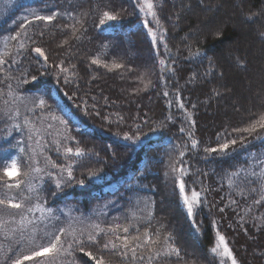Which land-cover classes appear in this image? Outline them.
Returning a JSON list of instances; mask_svg holds the SVG:
<instances>
[{"label": "trees", "instance_id": "16d2710c", "mask_svg": "<svg viewBox=\"0 0 264 264\" xmlns=\"http://www.w3.org/2000/svg\"><path fill=\"white\" fill-rule=\"evenodd\" d=\"M73 2L80 6L81 12L89 15L85 20V39L79 43L71 41L73 47L69 49L67 45L58 47L64 36L53 25L35 21L31 14L47 15L53 9L67 8L66 0H0V53L5 51L6 38L21 31L18 25L23 17H27L24 23L30 35L38 29L46 33L38 46L43 47L50 64L53 59L58 61L71 52L70 58L65 59V66L69 63L76 65L67 85L62 79L57 83L55 69L44 72L43 68H39L38 71L43 73L39 79L21 86L28 90L24 102H10L5 107V100L0 99V176L4 168L19 155L15 148L17 141L26 139L25 134L15 130L12 125L21 122L27 114L32 123L26 127L34 137L27 141L28 150L35 148L36 158L43 161L40 155L43 149L35 142L40 140L48 149L44 154L57 160V154L51 150L55 136L62 141L57 162L71 164L74 176L85 179V185L73 182L56 197L45 193L48 205L62 208L63 215L71 219L75 227L90 222L100 223L102 227L117 223L124 226L135 224L143 232L144 225L150 223L151 231L160 232L154 248L163 255L171 243L181 249L184 257L183 261H177L175 257L161 259L157 264H184L185 261L187 264H193V261L195 264H220L221 259L225 260V264H231L230 260L211 252V248L218 243L219 231L226 237L241 264H264V231L257 230L259 221L257 227H253V217L264 216V207L253 208L251 213H247L245 209L252 204V198L249 197L245 203L237 194L254 170L258 175L264 172V165L259 163L264 159V139H250L247 147L237 146L235 154L227 157L203 152L205 147H216L222 143L226 132L231 133L232 127H243L250 116L264 113V37H260L257 31L264 18L256 19L255 23H244L245 13L249 10L258 12L264 7V0H202L192 9L184 7L185 0H167L166 3L164 0H154L158 8L164 3L161 17H170L166 21L162 19L163 27L168 29L165 40L170 51L165 52L161 48L160 56L156 55V46L151 44L150 37L141 26L143 17L133 13L135 0H111L114 7H122L127 12L119 21L110 22L109 26L98 24L93 12L94 0ZM209 7L211 11L207 10ZM175 15L181 16V19L177 21ZM216 28L221 29L222 36L210 34ZM185 36L188 37L187 41L184 40ZM227 44L232 47L228 48ZM189 46L192 51H189ZM197 48L202 53L199 57L195 56ZM8 50H13L11 44ZM204 55L212 59V68H209ZM34 56L35 53H32L29 60L24 61L25 67L38 68L32 58ZM169 57H174L176 61L175 65H168L169 68H176L174 77L158 64L159 59L168 60ZM92 58L100 59L102 64L107 63L109 67L91 65ZM113 63H122L125 67L115 69L112 68ZM146 66L148 76L141 82L140 77ZM206 71L212 74L204 77ZM161 72L169 77V97L161 95L165 90L159 79ZM193 73L197 79L189 84L187 81ZM220 73H223L222 77ZM246 75L253 85L250 91L241 83ZM148 80L152 81V86L145 91L144 84ZM9 82L15 88V80ZM220 84L226 87H219ZM138 88L141 89L139 93L136 92ZM214 89L221 95H214ZM4 91L7 92V89ZM65 92L67 97L64 96ZM41 94L51 106V113L47 110L41 113L36 107ZM7 100L12 101V97H7ZM33 100L36 104H33ZM82 100L87 102V114L83 111L85 105L81 103ZM170 100L173 102L171 107L168 105ZM181 101L191 113L190 118L188 112L178 108ZM192 104L196 105L195 109L191 108ZM17 107L21 112L19 121L8 116V113H12L14 117L13 110ZM30 108L36 110V115H43L44 119L36 120V116L28 111ZM97 111L100 112L99 116L96 115ZM65 112L72 114L71 130L68 132L50 119L51 114L63 116ZM117 114L124 117L123 122L117 123ZM166 116L172 118L167 129H156L155 125L150 128L143 124L146 119L159 123ZM73 117L77 118V122ZM189 119L196 122L190 129ZM47 123H52L53 128L45 132ZM138 124L142 131L137 132ZM182 126L194 134L197 147L191 148V140L179 132ZM48 132L53 135H48ZM57 132L61 135L57 136ZM117 132L120 133L119 137ZM125 133L140 135L141 142L129 148L131 142L123 139ZM65 135L69 139L65 140ZM71 137H75V140ZM76 141H80L79 145ZM184 144L188 147L183 148ZM77 146L84 148L88 155L80 158L64 156L65 147L75 149ZM181 150L185 151L182 158L185 193L191 198V190H196L202 199L206 197L203 207L194 217L195 225L193 218L187 215L178 182L174 183V179L178 181L179 173H173L169 167L181 159ZM113 152L117 157L115 162L110 158ZM99 168L103 169L99 177L87 178L89 171ZM241 168L244 171H240ZM2 183L0 181V185ZM48 184L51 181H47L45 186ZM5 191L0 187V194ZM230 193L233 194L231 198L239 201V206L234 210L226 207L224 213L219 212L220 207L229 203ZM7 194L14 196L15 192ZM241 218L244 223L238 227ZM243 228L248 229L247 234ZM169 235L171 241L167 239ZM93 251L97 254L95 249ZM38 259L40 264H46V258ZM111 259L112 264H121L119 258ZM78 260L79 264H92L82 253L78 254Z\"/></svg>", "mask_w": 264, "mask_h": 264}, {"label": "snow or ice", "instance_id": "6c2138e0", "mask_svg": "<svg viewBox=\"0 0 264 264\" xmlns=\"http://www.w3.org/2000/svg\"><path fill=\"white\" fill-rule=\"evenodd\" d=\"M66 2L69 7L53 9L47 15H40L35 12L31 14L35 21L42 22L45 25H53V28L64 36L58 47L63 48L67 45L71 49L73 47L70 43L71 41L79 43L85 39L87 33L85 20L89 13L81 12L80 6L74 3L73 0H66ZM166 2L167 0H164V3ZM201 2L202 0H185L184 7L192 9L194 4ZM164 3H161L158 8L154 0H135V3L132 5L133 13L143 17L141 26L146 30L148 37H150L151 44L156 46L155 53L157 56H160L161 48L165 52L170 51L165 40V37L168 35V29L164 28L162 23V19L166 21L170 17L164 16L162 18L160 15V12L164 9ZM207 10L211 11L212 9L209 7ZM93 12L96 14L99 25L109 26L110 22L119 21L122 15L126 14L127 10L122 7L119 9L114 7L111 0H107V2L106 0H94ZM245 16L244 23H248L249 21L255 23L256 19L264 18V7H261L258 12L249 10L248 13H245ZM175 19L178 21L181 19V16L175 15ZM25 20H27V17H23L18 25L21 31H16L15 35L6 38L5 51L0 53V77H3L0 80V99L5 100V107L10 102H24L26 100L25 93L28 90L22 89L21 86L37 81L39 76L43 74L38 71L39 68H43L44 72H48L49 69H55L57 83L62 79L65 85L70 83L71 73L76 70L74 63H69L68 66H65V59L70 58L71 52L65 58L58 61L53 59L50 64L49 56L45 55L43 47L38 46L44 40L45 31L38 29L30 35L27 25L24 23ZM68 21H71V23ZM28 23L31 24L32 21H28ZM257 31L260 37H264V23L260 24ZM210 34L219 37L222 36V31L220 28H216ZM184 40L187 41L188 37L185 36ZM13 41L15 42L14 44L11 43ZM10 44L13 49L12 51L8 50ZM189 51H192L191 46H189ZM32 53H35V56L32 58L38 66L36 70L24 66V61L29 60ZM201 54V50L197 48L195 56L199 57ZM203 58L208 60L209 68H212V59L206 55ZM175 63L174 57H169L168 60L162 58L158 60V64L166 69L167 72H170L172 77L175 76L176 68L174 66L169 68L168 65H175ZM91 65H102L104 68L109 67L107 63L102 64V61L98 58H92ZM124 67L125 65L122 63L112 64V68L115 69ZM148 71L149 69L146 66L143 76L140 77L141 82H143L144 77L148 76ZM14 72H18L19 75H12ZM211 74L210 71H206L203 76L207 77ZM220 76L222 77L223 73H220ZM159 79L162 80L165 88L161 95L169 97L170 93L167 90L169 77L166 76L165 72H161ZM196 79L197 75L193 73L187 83L190 84ZM12 80L16 82L15 88L9 82ZM150 86H152V81L148 80L144 84L143 90H148ZM219 87L226 86L220 84ZM5 88L7 92L4 91ZM77 89H79L78 84ZM140 91L141 89H136L137 93ZM213 92L216 96L221 95L215 89ZM64 96L67 97L68 94L65 92ZM7 97H12V101L7 100ZM92 99L95 100L94 97ZM105 102L108 103L107 98H105ZM81 103L85 105L83 111L87 114V102L82 100ZM172 103L171 100L168 102L169 107L172 106ZM33 104H36L35 100H33ZM36 107L41 113L45 110L49 113L52 112L51 106L47 104V100L43 98V94H41ZM92 107L95 109V104ZM57 108L61 112H64L59 105H57ZM178 108L184 112H188L182 101L178 104ZM191 108L195 109L196 105L192 104ZM13 111L14 117L12 113H8L9 118L19 121L21 118L19 107ZM28 111L36 116V120L42 121L44 119L43 115H36L35 109L30 108ZM96 115L99 116L100 112L97 111ZM117 115L119 117L117 123L123 122L124 117L119 116V114ZM188 116L189 118L191 117L190 112H188ZM50 119L62 125L64 132L71 130L69 127L72 119L71 113L65 112L63 116L51 114ZM171 119V117L166 116L159 123L146 119L143 121V124L150 128L155 125L156 129L163 130L167 129L168 122ZM31 123V117L27 114H25L21 122L13 123L12 127L17 131L23 132L26 139L17 141L15 148L19 155L16 159L12 160L9 166L4 168L3 175L0 176V181L3 182L0 187L6 190L3 194H0V264H28V262L40 264L38 258H46V264H79L78 254L81 253L89 258L92 264H112V257L119 258L121 264H157L161 259L167 260L172 257H175L177 261L184 260L181 249L173 246L171 243L168 244V250L163 255H161L159 250L154 248L159 240L160 232L159 230L151 231L150 223L144 225L145 230L143 232L135 224L124 226L117 223L115 226L108 225L102 227L100 223L90 222L87 225L81 224L75 227L73 221L63 215L62 208L49 206L45 193L56 197L65 187L70 186L73 182L81 186L85 185V179H77L74 176L71 164L57 162L61 155L62 141L56 139L55 136L51 142V150L57 154V160H53L50 155L44 154L48 149L40 143V140H36L35 142L43 149L40 152V155L43 156V161L36 158L35 148L31 151L28 150L27 141L34 139L26 127ZM109 123H112V121L109 120ZM195 123V120L189 119L188 129L194 127ZM51 128H53V124L47 123L44 131L46 132L47 129ZM136 128L137 132L142 131L141 125H136ZM188 129L182 126L179 128V132L186 135L191 140V148H195L198 141L193 138L194 134ZM48 135H53V133L48 132ZM56 135H61V133L57 132ZM116 135L119 137L120 133L117 132ZM64 139L67 140L69 137L65 135ZM71 139L75 140V137H71ZM123 139L131 142L128 145L129 148L136 147L141 142V136L136 133L131 135L125 133ZM250 139H264V113L250 116L244 122L243 127H232L231 133L226 132L222 143H218L216 147H205L203 152L205 154L217 153L222 157H227L230 154H235L238 150L237 146L239 148L247 147ZM41 140H43V135H41ZM79 143L80 141H76L77 145ZM177 147L180 148L181 146L177 145ZM182 147L187 148L188 145L184 144ZM86 155H88L86 150L79 146L75 149L72 147L64 148V156L66 158H80ZM179 156L181 159L171 163L169 167L173 173H179V179L178 181L174 179V183L178 182L180 193L183 194L184 205L187 208V215L193 218L192 223L195 225L194 217L198 209L203 207V200L206 197L202 199L200 192L196 190H191V198L185 193V168L182 160L185 156V151L181 150ZM110 158L115 162L117 159L116 153L113 152ZM41 163H43L42 167L40 166ZM259 163L264 165V159H261ZM21 166H23V170H21ZM240 171H244V169L241 168ZM101 172H103L102 168L89 171L87 178L99 177ZM233 174L236 175L238 173ZM4 178L7 179L5 180ZM47 181H51V184H48L46 187ZM52 184H54V188ZM12 191L15 192L14 196L7 194ZM237 194L244 199L245 203H247L249 197L252 198V204L245 209L247 213H251L253 208L260 209L264 207V172L258 175L257 171L254 170L244 181L243 187L240 188ZM232 196L233 194L230 193L229 203L225 207H220L219 212L224 213L226 207L234 210L235 207L239 206V201L231 198ZM257 221L260 222L258 227ZM243 223L244 220L241 218L238 227L242 226ZM253 227H257L258 231H264V216L253 217ZM243 232L247 234L248 229L243 228ZM217 236L218 243L215 247L211 248V252L215 253L218 257L230 260L231 264H241L233 249L229 247L226 237L220 234L219 231L217 232ZM167 239L171 241V235ZM93 249L96 250L97 254H94ZM106 257L108 258L106 259ZM184 264H187V261ZM193 264H195L194 261ZM220 264H225V260L221 259Z\"/></svg>", "mask_w": 264, "mask_h": 264}, {"label": "rangeland", "instance_id": "374dc122", "mask_svg": "<svg viewBox=\"0 0 264 264\" xmlns=\"http://www.w3.org/2000/svg\"><path fill=\"white\" fill-rule=\"evenodd\" d=\"M200 29V28H199ZM202 29V28H201ZM227 47L228 48H230V47H232L231 46V44H227ZM249 71V70H248ZM250 79L248 78V76L246 75V77H242V80H241V83H242V85H244V88L246 89V90H248L249 89V91H250V88H252V82H250L249 81ZM73 119H74V121H76L77 122V118L76 117H73ZM80 126H81V124H79Z\"/></svg>", "mask_w": 264, "mask_h": 264}]
</instances>
